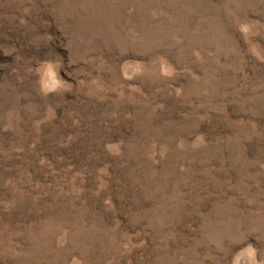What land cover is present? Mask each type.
<instances>
[{"label": "rangeland", "instance_id": "1", "mask_svg": "<svg viewBox=\"0 0 264 264\" xmlns=\"http://www.w3.org/2000/svg\"><path fill=\"white\" fill-rule=\"evenodd\" d=\"M0 264H264V0H0Z\"/></svg>", "mask_w": 264, "mask_h": 264}]
</instances>
